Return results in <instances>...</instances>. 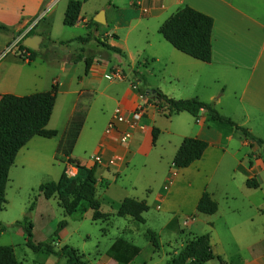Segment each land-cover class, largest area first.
Segmentation results:
<instances>
[{
    "label": "crops",
    "instance_id": "1",
    "mask_svg": "<svg viewBox=\"0 0 264 264\" xmlns=\"http://www.w3.org/2000/svg\"><path fill=\"white\" fill-rule=\"evenodd\" d=\"M57 3V0H0V25L9 28L8 32H0V96L48 91L57 82L59 92L48 124L49 129L57 131L51 138H58L57 147L76 111H86L75 146L76 149L81 144L83 156L74 152L71 157L58 155L56 148V158L64 163L63 173L69 170V176L74 177L80 169L96 166L97 194L99 188L106 189L103 195L108 200L112 197L107 193L123 175L121 182L125 185L120 186L127 191L129 186L133 194L120 197L121 201L127 197L146 200L150 209L168 212L179 207L194 214L199 200L208 192L219 207L213 215L202 214L208 216L209 227L204 234L211 235L214 255L221 257L224 264H264V236L259 229L264 222H257L258 217H264V197L259 195V191L263 192L262 184L258 189L246 185L248 179L258 178L264 172L260 147L242 138L233 127L213 120L206 111L200 112L198 118L188 112L171 116L159 112L155 100L144 95L143 81L134 74L138 71L149 88L159 89L170 98H198L213 103L222 115L264 139V0H108L100 8L106 21L97 22L95 38L85 44L72 42L78 44L74 49L72 43L62 47L65 60L48 63L37 58L30 62L15 51L6 53L7 47L38 22L45 8L51 9L52 16ZM186 5L214 19L210 63L182 53L159 33L165 20ZM97 15L98 12L92 18L80 15L73 27L78 32L67 31L63 36H54L49 26L36 31L39 22L31 30L35 34L27 33L20 44L24 45L28 37L40 36L41 50L49 39L57 43L85 36L87 23L95 21ZM99 39L119 49L122 55L105 47ZM78 54L85 58L73 61L71 57ZM86 56L91 59L88 70ZM115 70H121L124 76L109 79L107 75ZM117 109L124 114L137 109L145 111L126 146L120 142L119 131L106 133ZM118 128L124 130L126 124ZM154 129L158 130L156 140ZM188 137L206 141L208 148L189 167L174 168V158ZM37 138L40 136L28 144ZM248 148L256 155H250ZM115 155L122 160L108 165ZM95 156H101L103 162L95 163ZM176 221L172 219L169 227ZM194 221L187 222L190 228ZM56 230L57 227H51L49 237ZM52 246L55 250L62 248L58 243ZM61 257L66 261L50 262L47 256L39 264H67V258ZM109 257L116 264H127Z\"/></svg>",
    "mask_w": 264,
    "mask_h": 264
},
{
    "label": "trees",
    "instance_id": "2",
    "mask_svg": "<svg viewBox=\"0 0 264 264\" xmlns=\"http://www.w3.org/2000/svg\"><path fill=\"white\" fill-rule=\"evenodd\" d=\"M87 1V0H85ZM83 2L79 0H69L64 17V25L75 26L82 12ZM98 23L90 20L87 23V33L76 39L68 41L53 42L49 39V44L39 51H34L23 44L21 48L30 53V62L40 58L48 63L61 62L66 59L62 47H67L72 42L82 44L89 43L95 38L94 27ZM214 19L201 11L188 5L179 9L176 13L165 20L159 29V33L172 46L182 53L200 60L202 62H212V32ZM0 31L8 32L9 28L0 25ZM35 32L31 31L30 35ZM45 38V37H44ZM107 48L122 55L121 51L112 47L99 39ZM44 49V50H43ZM85 55L78 54L72 56L73 61H81ZM87 70L91 67V59L86 56ZM136 79L143 81V93L155 100L156 108L166 116L188 112L194 117H200L201 111H206L207 115L213 120L233 127L244 139L258 144L263 150L264 162V139L255 136L248 128L239 125L231 118L222 115L213 103H206L198 98L174 99L163 94L159 89L149 88L143 77L138 71H134ZM58 83L54 82L48 91L36 92L25 96L14 94H3L0 96V215L7 203V187L10 181L9 173L12 165L20 150L24 148L34 137L40 136L51 139L57 135V131L49 129L48 124L51 120L56 99L58 96ZM86 120V111L77 110L70 119L67 128L58 144L57 152L65 157H71L76 143L81 134ZM157 129H154V140L157 138ZM208 148V143L204 140L188 137L185 138L179 147L174 158V168H186L195 161L202 158ZM96 166L82 168L76 176L71 177L64 172L58 181H51L40 186L41 194L47 199H57L58 205L63 209L65 215L72 216L76 213L81 204L86 202L91 211L93 221L109 222L112 214L102 210V203L97 197V178ZM247 187L258 189L261 183L257 177L248 179ZM218 203L212 196L205 192L197 205V212L201 214L213 215L218 211ZM150 209L146 200H137L127 197L121 201L116 215L118 217H132L138 223H146L145 213ZM68 226L67 219H63L55 231L52 238L58 236L62 229ZM7 227L0 221V235L5 232ZM27 245L37 252H45L58 256H65L67 264H86L84 255L72 246L66 245L60 250H55L50 244H35L33 226L24 227ZM150 242L157 249L160 245L159 234L153 230H148ZM118 243L110 248L109 255L119 259L121 247ZM217 258L221 264L224 262L221 257H216L211 245V235L209 233L195 236L174 256L167 264H206ZM0 264H22L16 255L15 247L12 245H0Z\"/></svg>",
    "mask_w": 264,
    "mask_h": 264
},
{
    "label": "rangeland",
    "instance_id": "3",
    "mask_svg": "<svg viewBox=\"0 0 264 264\" xmlns=\"http://www.w3.org/2000/svg\"><path fill=\"white\" fill-rule=\"evenodd\" d=\"M79 1L84 2L81 15L89 18L94 17L96 12L100 13L101 6L108 3V0ZM57 2L56 12L52 16L51 9L45 8L42 11L43 14L41 13L42 15L36 22V24L40 22L36 31L44 30L49 26L54 36H63V33L67 31L78 32V29L73 28L74 26L68 27L63 24L69 0H58ZM70 46L74 49L78 44L72 43ZM13 63L16 65L18 62ZM19 64H22V61ZM57 141L58 138H37L36 142L28 144L18 153L16 161L10 169L7 203L0 215V221L7 229L0 235V245L14 246L18 258L24 264L45 262L47 256L50 262L66 261L64 257L59 256L60 258H58L56 257L58 255L37 252L29 247L24 229L26 225L33 226L35 244L58 243L62 248L66 245L72 246L84 255L86 264H116L108 253L116 241L123 245L120 249L122 252L119 259L127 264H167L170 258L176 255L188 241L196 235L204 234L206 227H209L206 223L208 216L198 212L192 214L188 208L179 207H174L170 212L151 208L144 214L146 218L144 224L136 222L132 217H118L116 212L121 198L133 194L129 186V191L120 186L125 185L124 181L121 182L124 178L123 175V178H119L118 184L113 185L107 193L109 197H112V200H108L103 195L106 189H98L97 197L102 203V210L112 214L111 221H93L86 202L81 204L76 213L67 217L58 205L57 199L47 200L39 190L44 183L58 181L63 173L64 163L56 158ZM235 143L239 146L238 140H235ZM248 149L250 155H256L255 152L252 153L251 148ZM260 152L262 155V148H260ZM83 153L80 144L74 154L80 157L83 156ZM258 179L263 189V192L259 191V195L264 197V172L258 176ZM256 197L259 196H255V199H257ZM174 218L177 219L176 223L169 227L170 221ZM233 218L238 219L239 217L234 216ZM63 219H67L68 226L62 229L58 236L49 237L50 228L58 227ZM179 219L186 222L185 225L183 222L179 223ZM193 219H195L194 225L190 228L187 222H191ZM257 222L263 223L264 217H258ZM259 229L260 235L264 236V227H259ZM148 230H153L160 236V245L157 249L150 242ZM25 258L27 260L24 261ZM207 264H221V262L218 259H213Z\"/></svg>",
    "mask_w": 264,
    "mask_h": 264
},
{
    "label": "built area",
    "instance_id": "4",
    "mask_svg": "<svg viewBox=\"0 0 264 264\" xmlns=\"http://www.w3.org/2000/svg\"><path fill=\"white\" fill-rule=\"evenodd\" d=\"M35 24L36 23L34 22V24H32L26 30V32L15 41L14 44H12L10 47H7L6 53L15 51L22 59L30 61V53L26 49L20 47V42H22L24 36L32 30ZM123 76L124 74L121 70H115L111 74L107 75L109 79L121 78ZM138 84L139 83H135L137 86ZM144 115L145 111L143 109H137L130 114H124L121 109H117L115 115L108 123L106 133L109 134L113 131H119L120 142L123 146H126L133 137L134 132L140 126ZM122 123L126 124V128L124 130H119L118 126ZM120 160H122V157L115 155L108 160V165H115ZM94 161L95 163L100 164L103 162V158L101 156H95ZM66 173L69 175L70 171L66 170Z\"/></svg>",
    "mask_w": 264,
    "mask_h": 264
},
{
    "label": "water",
    "instance_id": "5",
    "mask_svg": "<svg viewBox=\"0 0 264 264\" xmlns=\"http://www.w3.org/2000/svg\"><path fill=\"white\" fill-rule=\"evenodd\" d=\"M95 21L98 23H104L106 21L104 11H101L100 13H98L97 17H95ZM41 41H42V37L33 36V37L26 38L23 43L28 48L34 51H39Z\"/></svg>",
    "mask_w": 264,
    "mask_h": 264
}]
</instances>
